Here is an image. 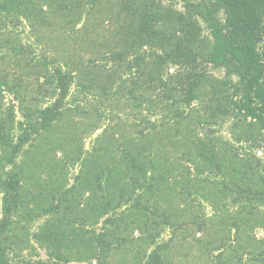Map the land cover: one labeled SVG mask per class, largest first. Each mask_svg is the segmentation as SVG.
Wrapping results in <instances>:
<instances>
[{
    "label": "trees",
    "instance_id": "obj_1",
    "mask_svg": "<svg viewBox=\"0 0 264 264\" xmlns=\"http://www.w3.org/2000/svg\"><path fill=\"white\" fill-rule=\"evenodd\" d=\"M257 148L264 0H0V264H264Z\"/></svg>",
    "mask_w": 264,
    "mask_h": 264
},
{
    "label": "rangeland",
    "instance_id": "obj_2",
    "mask_svg": "<svg viewBox=\"0 0 264 264\" xmlns=\"http://www.w3.org/2000/svg\"><path fill=\"white\" fill-rule=\"evenodd\" d=\"M179 7L181 6V4H179L178 5ZM68 16H69V14L68 13H66L64 16L62 15L61 17L62 18H68ZM91 20H93L94 21V16L92 15V17H91ZM63 22V21H62ZM51 28H52V26H51ZM63 30V28H61V31ZM43 34H45V36H44V38H47L46 39V41L47 42H51V41H53V37H56V36H59L58 35V32L55 34V35H52V33H43ZM213 73L216 75V76H224V71L223 70H221V69H216V70H214L213 71ZM5 95V98H4V104H3V107H4V109L6 108V106H8L9 105V102H13V103H15L16 105H17V102L13 99V97L12 96H10V95H8L7 93H5L4 94ZM77 93L76 94H74V96H73V98H77ZM81 97V96H80ZM87 110H89V109H92L93 108V105L91 104V103H88L87 104ZM16 116H17V119H20V117H21V115H20V113L18 112V110H17V113H16ZM69 123H72V122H67L66 123V125H65V127H57V128H55L54 130H53V132H52V134H48V138H50V140H48L47 138H46V142H43V144H42V148H43V153H45L46 152V150L47 149H53V145L55 146H58L59 148H61L62 146H63V144H61V142L59 141L60 139L59 138H57L58 137V135L59 134H61V133H63L64 131H65V129H66V127H67V125L69 124ZM101 130H99L98 132H100ZM97 132V133H98ZM75 132H71L67 137H69L70 139H71V141H69V145L71 146H69V147H67V149L70 151V150H72V149H74V148H78V147H80V145H79V141H78V138H77V136H75V134H74ZM97 133L96 134H94V135H92V136H87V137H84L83 138V140H82V144L84 143V145H85V149L87 150L88 148H90V145H91V141H92V139L97 135ZM220 133H222L223 135H224V138H226V139H231L232 140V135L229 133V131H228V124H225L219 131H216V134L217 135H219ZM245 147H247V144H245ZM245 149H247V148H245ZM256 154L259 156V157H262V158H264V149H262V148H257L256 149ZM32 156H36V155H33V154H31ZM50 157H52L53 155H49ZM56 156H57V158H61V156H63V152H62V149H61V151L60 150H58L57 151V153H56ZM78 171V168L77 167H73L72 169H71V172L72 173H70V174H74V173H76ZM0 217H1V201H0ZM37 224L38 223H36L35 225H34V227L33 228H36L37 227ZM260 230V231H259ZM259 230H257V234H258V236H262L263 234H264V231L263 230H261V229H259ZM40 252H41V255H42V257H46V253H45V251L44 250H40ZM93 264H97L96 262H94Z\"/></svg>",
    "mask_w": 264,
    "mask_h": 264
}]
</instances>
